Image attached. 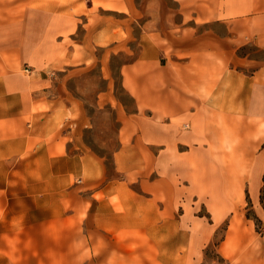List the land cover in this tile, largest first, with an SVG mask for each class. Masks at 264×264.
<instances>
[{"label":"crops","instance_id":"1","mask_svg":"<svg viewBox=\"0 0 264 264\" xmlns=\"http://www.w3.org/2000/svg\"><path fill=\"white\" fill-rule=\"evenodd\" d=\"M171 1L0 0V264H264V0ZM121 53L109 173L58 74Z\"/></svg>","mask_w":264,"mask_h":264},{"label":"rangeland","instance_id":"2","mask_svg":"<svg viewBox=\"0 0 264 264\" xmlns=\"http://www.w3.org/2000/svg\"><path fill=\"white\" fill-rule=\"evenodd\" d=\"M157 1H161L160 6L156 3L153 6L143 5L142 8L147 14L158 16L169 11H177L176 4L171 0ZM162 22L165 23L166 20L163 19ZM131 43L134 45L135 42ZM254 50L255 46L249 45L245 52H251V55L264 59L263 51ZM127 59L129 57L125 53L111 56L109 70H105V74L110 76V86L107 83L108 80L104 78V70L99 64L58 74V77L62 79V86L66 87L79 100L88 119L89 127L85 128L83 132L85 142L93 152L105 159L109 173L114 171L113 154L119 144L120 121L114 103L121 105L123 110L124 108L126 110L133 108V101L123 89L119 72L120 64Z\"/></svg>","mask_w":264,"mask_h":264}]
</instances>
